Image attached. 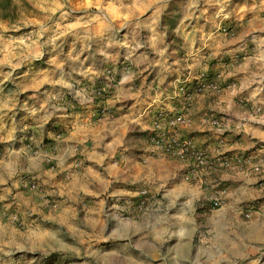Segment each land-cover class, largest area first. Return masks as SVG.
<instances>
[{
  "label": "rangeland",
  "instance_id": "374dc122",
  "mask_svg": "<svg viewBox=\"0 0 264 264\" xmlns=\"http://www.w3.org/2000/svg\"><path fill=\"white\" fill-rule=\"evenodd\" d=\"M0 264H264V0H0Z\"/></svg>",
  "mask_w": 264,
  "mask_h": 264
},
{
  "label": "crops",
  "instance_id": "0c3cea01",
  "mask_svg": "<svg viewBox=\"0 0 264 264\" xmlns=\"http://www.w3.org/2000/svg\"><path fill=\"white\" fill-rule=\"evenodd\" d=\"M193 115V116H195L194 114L195 113H189V115ZM198 126H200L199 124H198ZM194 130H198V131H200V130H202V129H200V128H189V129H187V126H184V127H180L179 128V130H178V133H179V135H182V137H184V138H187V137H190L191 135H192V132H194ZM201 132V131H200ZM197 133V132H196ZM205 134L204 133H201V134H197V138H198V140H202L203 139V136H204ZM184 143H186V142H184ZM179 144H181V142H179ZM180 163V165H183L185 162H179ZM188 174L190 173V176H192V177H194L195 175L197 176L198 175V177L200 178V177H204L203 178V181H205V173L201 170V169H194V170H190V171H188L187 172ZM199 178L196 180V181H198L199 180ZM198 185L200 186L201 185V182H198ZM201 193V192H200Z\"/></svg>",
  "mask_w": 264,
  "mask_h": 264
},
{
  "label": "built area",
  "instance_id": "2783aa9c",
  "mask_svg": "<svg viewBox=\"0 0 264 264\" xmlns=\"http://www.w3.org/2000/svg\"><path fill=\"white\" fill-rule=\"evenodd\" d=\"M182 145H184V144H182ZM212 204H213L214 206H216V205L218 204V202H217L216 200H213V201H212Z\"/></svg>",
  "mask_w": 264,
  "mask_h": 264
}]
</instances>
